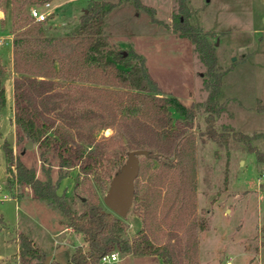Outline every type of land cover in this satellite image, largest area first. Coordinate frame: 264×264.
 Returning <instances> with one entry per match:
<instances>
[{
	"label": "rangeland",
	"instance_id": "1",
	"mask_svg": "<svg viewBox=\"0 0 264 264\" xmlns=\"http://www.w3.org/2000/svg\"><path fill=\"white\" fill-rule=\"evenodd\" d=\"M48 1L51 6L47 7L49 16L43 22L45 35L37 33L31 37L34 47H38V39L56 40L73 34L80 26V16L93 0ZM111 1L119 3L106 16L104 28L110 42L126 52L140 51L166 92L189 105L194 104L192 125L176 123L184 117L174 107L172 111L174 126L191 135L195 142V180L185 161L171 167L148 155L140 157V185L143 189H153V222L157 234L163 239H172L184 262L185 226L193 220H203L206 228H198L199 264H226L227 261L264 264V167L257 161L255 152H250L247 144L231 132L220 139L207 135L202 104L209 90L206 66L192 39L181 36L173 28L174 14L180 13L179 0H141L154 7V14L138 6L135 0ZM187 2L191 22L201 26L202 34L215 48L217 69L224 72L215 127L219 131L230 128L248 134L251 145L264 152V0ZM44 3L0 0V61L6 67L4 82L8 96L7 105L0 106V181L5 178L3 185L7 188L11 172L3 143L8 141L15 156L34 166L42 180L50 179L57 184L58 192L64 193L80 212L84 209L81 198L84 192L80 186L79 165L61 167L58 154L53 149L40 148L15 121L14 80L19 74L13 67L14 41L29 26L36 25L30 10L33 6L44 8ZM58 45L61 50L70 49L67 43ZM57 74L45 85V94L61 88L74 90L82 84L77 78L67 80ZM92 110L103 112L98 104L82 102L51 107L47 114L65 123L77 141L107 153L119 154L137 148L166 151L179 140L178 136L162 139L137 123L127 127L107 126V120L93 116L87 121L84 118ZM120 128L123 133L118 131ZM30 140L33 144L27 146ZM168 154L173 157V151ZM93 179L104 205L110 209L104 202L110 185L107 176L103 174L102 180H98L93 175ZM16 188L20 193L18 199L4 198L0 191V264H16L14 259L19 264L20 258L15 254L19 231L33 237L46 254L54 253L63 262L69 260L75 247L84 243L83 235L68 228L69 219L56 203L34 197L26 183H17ZM123 217L127 224L124 235L132 238L142 227L143 217L134 204ZM115 251L120 253V264H159L160 261L153 255L128 256V252L119 248Z\"/></svg>",
	"mask_w": 264,
	"mask_h": 264
},
{
	"label": "trees",
	"instance_id": "2",
	"mask_svg": "<svg viewBox=\"0 0 264 264\" xmlns=\"http://www.w3.org/2000/svg\"><path fill=\"white\" fill-rule=\"evenodd\" d=\"M47 2L48 0H31ZM122 1V0H120ZM138 6L150 10L154 7L141 0H135ZM119 2L111 0H93L88 10L80 16V26L75 32L61 39H38L34 47L31 37L37 33L45 35L43 22L28 27L20 38L14 41V70L19 74L14 80L15 121L26 135L39 143L44 150L53 149L60 158L61 167L76 166L82 170L80 186L84 209L77 211L64 193L58 192V185L50 179L42 180L34 166L27 165L19 155L15 156L13 146L5 141L3 148L11 175L7 178V189L13 196H19L17 183L28 184L34 197L48 198L56 203L67 215L69 225L81 233L84 243L78 244L69 260L63 262L53 258L50 264H100L102 257L119 248L122 252L135 255H153L160 258V264H199L197 255L200 237L198 228L205 229L206 223L193 220L185 226L187 239L184 247L185 261L172 239H163L154 227V193L151 187L143 189L140 185V173L135 181L133 204L143 217V225L132 238L125 237L127 229L125 217L106 208L94 185L93 175L102 180L103 174L108 184L116 171L126 162L125 153H107L77 141L65 123L59 122L47 114V109L62 104L77 105L82 102L98 104L103 112L90 111L91 116L104 119L108 125L117 124L127 127L137 123L142 128L160 138L179 137L175 147L159 151L149 149L148 156L174 167L184 161L192 177L196 178V148L191 135L178 131L174 126V107L184 118L176 123L192 125L195 116L194 104L185 103L178 96L166 92L159 81L150 72L145 58L133 49L126 50L110 42L105 34L107 14ZM180 13L174 14L173 28L181 36H189L196 45L201 61L206 66L208 93L203 101L206 111V133L209 137L223 138L232 133L243 140L250 152H255L257 161L264 167V152L250 143V136L242 131L225 128L219 131L215 125V116L219 112V94L224 72L217 69V56L214 46L202 34L201 26L191 22V10L187 0H179ZM59 42L67 43L69 50H61ZM59 64V67L57 66ZM67 79H79L82 84L75 88H61L57 92L45 94V85L58 74ZM6 67L0 61V106L8 102L7 87L4 82ZM201 105V103H199ZM120 133L123 130L118 129ZM173 151V157L168 153ZM15 165V169L13 166ZM63 176V175H62ZM264 185V180L263 183ZM16 188V189H14ZM19 250L16 255L19 264H45V251L39 243L23 231L17 232ZM35 260V262H31Z\"/></svg>",
	"mask_w": 264,
	"mask_h": 264
},
{
	"label": "water",
	"instance_id": "3",
	"mask_svg": "<svg viewBox=\"0 0 264 264\" xmlns=\"http://www.w3.org/2000/svg\"><path fill=\"white\" fill-rule=\"evenodd\" d=\"M87 11V9H86ZM126 53V51H125ZM30 140L27 146H31ZM150 150L145 148L131 149L128 151L126 162L116 171L104 196L107 206L120 216H126L133 205L135 194V181L140 173L141 155H149ZM53 254H46L45 264H50ZM111 264H118L114 262Z\"/></svg>",
	"mask_w": 264,
	"mask_h": 264
},
{
	"label": "built area",
	"instance_id": "4",
	"mask_svg": "<svg viewBox=\"0 0 264 264\" xmlns=\"http://www.w3.org/2000/svg\"><path fill=\"white\" fill-rule=\"evenodd\" d=\"M51 6V2L47 1L44 3V8L40 6H33L30 10L31 16L35 18L37 21H44L48 18L49 12L47 7ZM1 43V42H0ZM120 256L118 251H113L104 255L100 261V264H111L114 262H118ZM226 264H230V261H227Z\"/></svg>",
	"mask_w": 264,
	"mask_h": 264
},
{
	"label": "crops",
	"instance_id": "5",
	"mask_svg": "<svg viewBox=\"0 0 264 264\" xmlns=\"http://www.w3.org/2000/svg\"><path fill=\"white\" fill-rule=\"evenodd\" d=\"M90 2V1H89ZM88 2V3H89ZM84 9H86V8H84ZM138 51V50H137ZM140 54H142L140 51H138ZM4 177H5V173H4ZM5 179V178H4ZM4 179L3 180H1L0 181V191L1 192H3V196H4V198H15V199H18V197L19 196H13L9 191H7V188H4V185H3V181H4ZM32 194V193H31ZM39 198V197H38ZM44 199H48V198H44ZM48 202H50V201H48ZM50 204H52V203H50ZM62 222H63V220H62ZM68 228L70 229V228H72L70 225L68 226ZM71 230V229H70ZM17 244H18V242H17ZM40 245V244H39ZM44 251H45V249L43 248V247H41ZM18 250H19V244H18ZM17 250V251H18ZM47 252V251H46ZM17 253V252H16ZM15 253V254H16ZM53 254V258H56V256H55V254L54 253H52ZM131 255H134V254H130V253H128V256H131ZM119 256H120V253H119ZM52 258V259H53ZM126 259V258H125ZM14 262L16 263V264H18L16 261H15V259H14ZM118 264H120V263H118ZM121 264H126V263H121ZM128 264V263H127ZM159 264H160V261H159Z\"/></svg>",
	"mask_w": 264,
	"mask_h": 264
}]
</instances>
